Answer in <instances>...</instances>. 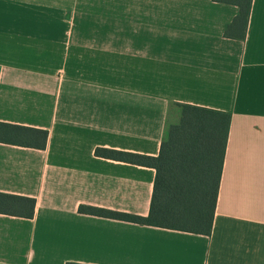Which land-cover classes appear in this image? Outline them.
I'll list each match as a JSON object with an SVG mask.
<instances>
[{
  "label": "crops",
  "instance_id": "obj_1",
  "mask_svg": "<svg viewBox=\"0 0 264 264\" xmlns=\"http://www.w3.org/2000/svg\"><path fill=\"white\" fill-rule=\"evenodd\" d=\"M213 0H0V123L47 132L42 150L0 143V264H264V0L244 39ZM230 114L209 236L78 213L147 216L156 157L178 105Z\"/></svg>",
  "mask_w": 264,
  "mask_h": 264
},
{
  "label": "trees",
  "instance_id": "obj_2",
  "mask_svg": "<svg viewBox=\"0 0 264 264\" xmlns=\"http://www.w3.org/2000/svg\"><path fill=\"white\" fill-rule=\"evenodd\" d=\"M234 5L238 14L224 30L225 38L244 39L252 0H213ZM180 121L170 126L156 157L107 149L95 155L155 170L147 216L79 206L78 213L209 236L216 207L230 114L178 105ZM47 132L0 123V143L42 150ZM35 200L0 193V214L30 219ZM78 264V263H66Z\"/></svg>",
  "mask_w": 264,
  "mask_h": 264
}]
</instances>
